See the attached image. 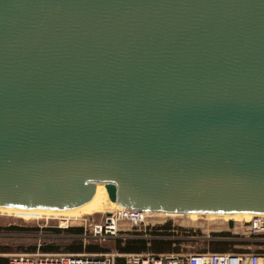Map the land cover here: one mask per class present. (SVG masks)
<instances>
[{"label": "water", "instance_id": "obj_1", "mask_svg": "<svg viewBox=\"0 0 264 264\" xmlns=\"http://www.w3.org/2000/svg\"><path fill=\"white\" fill-rule=\"evenodd\" d=\"M101 185L143 211L264 213V0H0V206Z\"/></svg>", "mask_w": 264, "mask_h": 264}, {"label": "rangeland", "instance_id": "obj_2", "mask_svg": "<svg viewBox=\"0 0 264 264\" xmlns=\"http://www.w3.org/2000/svg\"><path fill=\"white\" fill-rule=\"evenodd\" d=\"M99 200H103L100 196ZM116 208V207H115ZM114 207H108L106 212L115 209ZM106 212H92L91 210H79L72 212H49L41 213V215H25L24 212L11 208H0V248L12 247L16 248L18 245L28 244H43L44 242H55L58 244H65L73 239H81L84 244L97 243L106 247H110L108 252H117L120 254H126L128 252H118L113 248L114 241L116 239L126 238H140V236L149 242H155V240H168L170 243L164 245L163 250H147L150 253H180L183 256L189 253L195 252H217L218 248L228 251H238L242 246L241 241L238 240L240 236L235 235L237 231L241 232L240 226L243 222V215L225 216H209L207 214H187L184 216H165V215H152L148 222L149 225L145 228L143 226H131L129 222L121 221L119 228L121 231L114 237H107L105 239L96 238L90 236L88 229H83L80 233L67 232L69 228L79 226L75 225V216L92 214L93 218L98 221L103 217V213ZM193 215V216H192ZM62 216H68L70 224L68 228H58L59 219ZM232 219L234 224L231 229H228L227 222ZM247 219V218H246ZM168 225L169 228H161V226ZM11 226L21 227H39L38 231L29 230H14L10 229ZM46 227H54L62 230L61 232H53L49 230H41ZM166 227V226H165ZM81 228V227H80ZM222 230L227 234L223 240L217 241L213 238V231ZM157 231V232H155ZM86 233L85 235L83 233ZM242 238V237H240ZM157 242V241H156ZM36 251V250H35ZM23 252H1L0 251V263L8 264V259L11 254ZM87 253V252H82ZM101 254V253H94Z\"/></svg>", "mask_w": 264, "mask_h": 264}, {"label": "built area", "instance_id": "obj_3", "mask_svg": "<svg viewBox=\"0 0 264 264\" xmlns=\"http://www.w3.org/2000/svg\"><path fill=\"white\" fill-rule=\"evenodd\" d=\"M152 214L128 207H119L113 211L103 213L101 220L96 221L92 214L75 216V225L88 229L90 236L105 239L114 237L121 229L119 223L126 221L131 226L144 228L149 225ZM66 218V219H62ZM68 216H62L57 225L58 228H68L70 223ZM244 221L249 224L245 225ZM241 232L235 235L243 242L238 251L228 252H195L182 255L180 253H150L128 252L120 254L108 252L94 253H62L41 252L40 244L35 252H18L11 254L8 264H264V213L256 214L250 220H243L240 226ZM82 229V230H83ZM86 234L85 232L83 233ZM122 263H119V260Z\"/></svg>", "mask_w": 264, "mask_h": 264}, {"label": "trees", "instance_id": "obj_4", "mask_svg": "<svg viewBox=\"0 0 264 264\" xmlns=\"http://www.w3.org/2000/svg\"><path fill=\"white\" fill-rule=\"evenodd\" d=\"M166 226V227H165ZM161 226V228H169L168 225ZM10 229L14 230H29V231H38L39 227H21V226H11ZM41 230H49L53 232H61L62 230L54 227H46ZM82 228L72 227L67 230L70 233H80ZM157 232V231H155ZM157 241V242H156ZM170 243L168 240H155L152 243L144 238H126V239H116L113 244V248L118 252H141L148 250H163L164 245ZM217 252H223L222 248H218ZM37 250L36 244H28V245H18L16 248L12 247H2L0 248L1 252H13V251H23V252H35ZM39 250L41 252H62V253H104L110 250V247L103 246L97 243H88L84 244L81 239H73L70 242H66L65 244H58L55 242H44L40 244ZM119 263H122V260H119ZM1 264V263H0Z\"/></svg>", "mask_w": 264, "mask_h": 264}, {"label": "bare ground", "instance_id": "obj_5", "mask_svg": "<svg viewBox=\"0 0 264 264\" xmlns=\"http://www.w3.org/2000/svg\"><path fill=\"white\" fill-rule=\"evenodd\" d=\"M102 196L103 200H99V197ZM116 207L115 209L121 207L116 202H111L107 198V193L105 190L104 185L99 186L93 197L87 201L86 203L72 207V208H59V209H52V208H32V207H15V206H0V208H11V209H17L19 211L24 212L25 215L31 216V215H41V213H49V212H72V211H79V210H91L92 212H106L108 207ZM112 209L111 211H113ZM152 215H165V216H184L187 214H207L209 216H225L229 217L232 215H243V220H250L253 216L256 214H262V213H252V212H187V213H170V212H161V211H149ZM107 213V212H106ZM78 216V215H77ZM76 216V217H77ZM82 216V215H81ZM193 216V215H192ZM247 218V219H246ZM66 219V218H62Z\"/></svg>", "mask_w": 264, "mask_h": 264}, {"label": "flooded vegetation", "instance_id": "obj_6", "mask_svg": "<svg viewBox=\"0 0 264 264\" xmlns=\"http://www.w3.org/2000/svg\"><path fill=\"white\" fill-rule=\"evenodd\" d=\"M227 227H228V225H227ZM228 229H231V228L228 227ZM223 235L226 236L227 234L223 233L222 230H215V231H213L214 237L213 238L209 237L208 239H211V240L216 239L217 241L223 240L224 239Z\"/></svg>", "mask_w": 264, "mask_h": 264}, {"label": "crops", "instance_id": "obj_7", "mask_svg": "<svg viewBox=\"0 0 264 264\" xmlns=\"http://www.w3.org/2000/svg\"><path fill=\"white\" fill-rule=\"evenodd\" d=\"M140 237H141V236H140ZM141 238H142V237H141ZM147 250H148V249H147ZM147 250H146V251H147ZM146 251H144V252H146Z\"/></svg>", "mask_w": 264, "mask_h": 264}]
</instances>
